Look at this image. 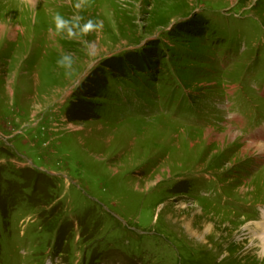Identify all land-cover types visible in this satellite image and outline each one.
I'll list each match as a JSON object with an SVG mask.
<instances>
[{
  "label": "rangeland",
  "instance_id": "1",
  "mask_svg": "<svg viewBox=\"0 0 264 264\" xmlns=\"http://www.w3.org/2000/svg\"><path fill=\"white\" fill-rule=\"evenodd\" d=\"M77 2L0 0V264H264V0Z\"/></svg>",
  "mask_w": 264,
  "mask_h": 264
},
{
  "label": "clouds",
  "instance_id": "2",
  "mask_svg": "<svg viewBox=\"0 0 264 264\" xmlns=\"http://www.w3.org/2000/svg\"><path fill=\"white\" fill-rule=\"evenodd\" d=\"M84 3V0H78L77 3H75V8L80 9L82 7V4ZM54 23H55V29L56 32H64L67 31L68 37H72L74 35L72 28L69 27V21H67L63 16H61L59 13H56L53 17ZM99 25L94 23L92 20H89L86 24L80 26L77 25V27L80 28V33H87L92 31L93 29L97 28ZM58 65L60 67H64L66 69H70L72 67V58L71 56L65 55L63 58L59 59L57 61Z\"/></svg>",
  "mask_w": 264,
  "mask_h": 264
},
{
  "label": "bare ground",
  "instance_id": "3",
  "mask_svg": "<svg viewBox=\"0 0 264 264\" xmlns=\"http://www.w3.org/2000/svg\"><path fill=\"white\" fill-rule=\"evenodd\" d=\"M28 2H35L36 0H27ZM38 3V2H37ZM6 32V28L5 27H1L0 28V34L3 35L5 34ZM11 37V36H9ZM227 128V127H226ZM206 133V132H205ZM206 135V134H205ZM225 135H228L230 137V140L231 141H234L237 137L239 138V135L238 134H235L234 132H232L230 129L228 130V132L226 134H224L222 136V140L225 138ZM246 142V141H245ZM263 146V145H262ZM261 146V147H262ZM244 148V147H243ZM253 149L255 148L254 150H256V152H263L264 151V147H262V149H260V147L256 146L255 144L253 143H247L245 148L243 149V152H250V149ZM251 153V152H250ZM259 154H262V153H259ZM264 155V154H263ZM262 156V155H261ZM261 212V216H260V221L256 222L255 225H252L254 226V228H251V227H246L244 228V230L247 232L248 230L252 231L253 233V237L254 239H256L258 242H259V245H264V209L260 211ZM188 228V232L191 231ZM248 229V230H247ZM208 231H206L207 233ZM248 233V232H247ZM195 234V233H194ZM249 234V233H248ZM203 236V235H202ZM264 247V246H262Z\"/></svg>",
  "mask_w": 264,
  "mask_h": 264
}]
</instances>
